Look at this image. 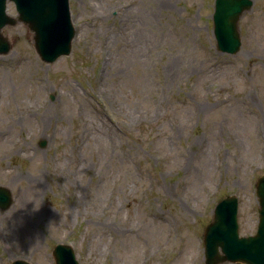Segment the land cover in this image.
<instances>
[{"label":"rangeland","instance_id":"1","mask_svg":"<svg viewBox=\"0 0 264 264\" xmlns=\"http://www.w3.org/2000/svg\"><path fill=\"white\" fill-rule=\"evenodd\" d=\"M252 1L234 53L217 47L215 0H70L72 51L51 63L24 23L4 27L0 264H55L59 243L80 264H205V227L233 194L240 235L256 232L264 0Z\"/></svg>","mask_w":264,"mask_h":264},{"label":"water","instance_id":"2","mask_svg":"<svg viewBox=\"0 0 264 264\" xmlns=\"http://www.w3.org/2000/svg\"><path fill=\"white\" fill-rule=\"evenodd\" d=\"M10 1L15 4L17 15L7 12ZM252 4V0H215L214 32L221 51L234 53L239 50L238 20ZM18 23H24L32 31L35 50L47 63L71 53L76 31L70 0H0V54L8 53L12 48V42L3 28ZM41 144L45 145L46 141L42 140ZM257 195L259 223L254 235L239 234L236 195H228L217 202L213 220L205 228V264L224 261L264 264V174L257 181ZM12 200V191L0 185V207L8 208ZM53 255L56 264H80L73 248L66 244H57ZM12 264L32 263L17 259Z\"/></svg>","mask_w":264,"mask_h":264},{"label":"bare ground","instance_id":"3","mask_svg":"<svg viewBox=\"0 0 264 264\" xmlns=\"http://www.w3.org/2000/svg\"><path fill=\"white\" fill-rule=\"evenodd\" d=\"M252 60H254V63L256 64V65H259L261 62H262V60H264V56L263 55H259V56H254L253 58H252ZM157 89V88H156ZM247 94L249 95V98H252L253 97V94H252V91H248L247 92ZM11 121H15V119L14 118H10L9 120H8V122H11ZM8 133H10V131H8L7 129H5V128H3V129H1L0 130V135L1 136H6V134H8ZM28 151H30V149H28ZM16 176H20V174H14L13 175V177L15 178ZM39 178H40V175H37V179H38V182H39V185L41 186V181L39 180ZM23 205H24V201H23V199H20L19 200V203H18V206H17V208H16V210H18V215L19 216H23V214H24V212H25V208L23 207Z\"/></svg>","mask_w":264,"mask_h":264}]
</instances>
